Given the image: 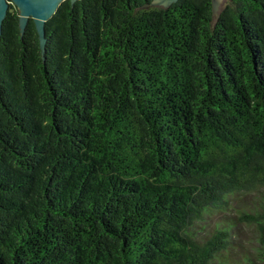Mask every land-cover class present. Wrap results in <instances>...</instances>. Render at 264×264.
<instances>
[{
  "label": "trees",
  "instance_id": "obj_1",
  "mask_svg": "<svg viewBox=\"0 0 264 264\" xmlns=\"http://www.w3.org/2000/svg\"><path fill=\"white\" fill-rule=\"evenodd\" d=\"M19 16L0 34V264H233L248 193L264 257V0H64L44 50Z\"/></svg>",
  "mask_w": 264,
  "mask_h": 264
},
{
  "label": "water",
  "instance_id": "obj_2",
  "mask_svg": "<svg viewBox=\"0 0 264 264\" xmlns=\"http://www.w3.org/2000/svg\"><path fill=\"white\" fill-rule=\"evenodd\" d=\"M64 0H0V34L2 31V22L6 16L10 3L13 2L19 9V22L21 31L30 17L35 21L39 33L40 44L44 50L45 46V22L55 13L58 6ZM75 1V0H71ZM177 0H152V4L168 7ZM219 0H213V12L218 15Z\"/></svg>",
  "mask_w": 264,
  "mask_h": 264
},
{
  "label": "rangeland",
  "instance_id": "obj_3",
  "mask_svg": "<svg viewBox=\"0 0 264 264\" xmlns=\"http://www.w3.org/2000/svg\"><path fill=\"white\" fill-rule=\"evenodd\" d=\"M225 1L226 0H219L218 11L221 9ZM256 196L249 193L246 196H237V201H234L235 207L229 212L231 214H229V217L234 215L232 221H235V223L237 222V224H234L233 230V235L235 237L231 252V262L233 264H264V257L258 255L259 240L254 225H249L247 222L238 218L239 216L236 212L238 209H242L244 205L243 201H248L247 203H250V201H253V197ZM219 217L222 216L214 215L210 223H212L213 220L219 219ZM247 256L253 258V260H246Z\"/></svg>",
  "mask_w": 264,
  "mask_h": 264
}]
</instances>
